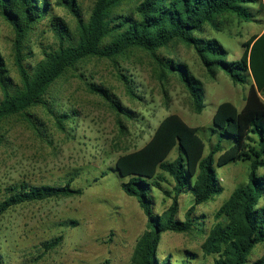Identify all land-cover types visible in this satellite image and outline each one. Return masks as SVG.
<instances>
[{
    "label": "rangeland",
    "instance_id": "1",
    "mask_svg": "<svg viewBox=\"0 0 264 264\" xmlns=\"http://www.w3.org/2000/svg\"><path fill=\"white\" fill-rule=\"evenodd\" d=\"M54 3V14L75 32L76 19L64 6ZM88 18L95 0H78ZM128 3L121 11L128 12ZM245 23L234 15L218 18L195 35L201 40H218L227 52V61H239L244 44L264 30V17ZM16 33L0 17V53L13 81L19 76L15 66ZM56 39L47 21H42L26 43L25 64L34 66ZM158 57L132 50L115 59H89L70 70L48 95V102L31 110L27 117L10 118L0 125V203L12 185H65L81 194L17 206L0 218V262L2 264H132L139 238L147 230L148 218L136 199L126 195L115 171L117 160L142 150L161 123L179 116L193 128L204 129L201 136L208 154L210 127L219 106L233 104L241 111L250 85L235 84L221 69L209 70L196 50L176 42L158 52ZM187 67L201 84L192 93L180 73H171L165 63ZM197 95L198 106L195 103ZM109 97V98H108ZM1 98V89H0ZM213 138V142H214ZM176 157V153L172 158ZM224 191L197 206L193 218L200 225L190 233L166 232L159 258L173 264L188 259L191 264H211L213 256L203 251L208 233L216 223V213L235 189L248 183V163L217 167ZM264 174V169L260 170ZM156 213L171 205L159 192ZM193 199L184 194L177 218L185 215ZM264 205V199L261 201ZM61 238L60 245L46 251L45 242ZM190 252L193 256H189ZM264 255V244L251 257ZM191 257V258H190Z\"/></svg>",
    "mask_w": 264,
    "mask_h": 264
},
{
    "label": "trees",
    "instance_id": "2",
    "mask_svg": "<svg viewBox=\"0 0 264 264\" xmlns=\"http://www.w3.org/2000/svg\"><path fill=\"white\" fill-rule=\"evenodd\" d=\"M128 3L131 9L122 12ZM56 4L75 17V32L54 14L52 0H0V17L16 33L19 76L18 82L12 80L0 53V125L45 106L53 86L89 59L111 60L141 50L160 61L158 52L176 42L193 47L209 70L219 68L235 84L250 85L246 104L241 111L231 103L219 106L210 127L208 154L201 136L204 129L190 127L179 116L171 115L142 150L117 160L115 171L123 191L137 200L148 218L131 263L173 264L169 256L160 261L163 234H186L197 228L200 223L193 218L196 207L224 191L217 167L243 162L249 165L248 183L237 187L218 210L202 248L207 256H213L211 264H264V255L250 260L254 249L264 244V174L260 173L264 169V32L249 39L242 58L231 62L218 40L195 37L207 25L216 26L224 15H234L245 23L259 20V16L264 17V0H95L88 18L83 16L78 0H57ZM44 20L56 41L31 67L25 64L24 44ZM167 62V69L180 73L192 93L201 90L200 82L190 76L186 66ZM199 98L197 95L195 103L201 106ZM73 181L65 185H12L0 203V218L17 206L81 194L72 187ZM159 192L172 201L162 213L154 208ZM184 194L192 197L193 205L181 221L177 215ZM61 241L57 238L43 247L50 251ZM178 263L191 264L186 258Z\"/></svg>",
    "mask_w": 264,
    "mask_h": 264
},
{
    "label": "crops",
    "instance_id": "3",
    "mask_svg": "<svg viewBox=\"0 0 264 264\" xmlns=\"http://www.w3.org/2000/svg\"><path fill=\"white\" fill-rule=\"evenodd\" d=\"M263 32H264V30H263ZM263 32H262V33H263ZM262 33H261V34H262ZM261 34H260V35H261Z\"/></svg>",
    "mask_w": 264,
    "mask_h": 264
}]
</instances>
